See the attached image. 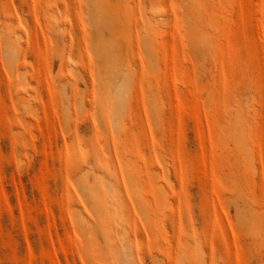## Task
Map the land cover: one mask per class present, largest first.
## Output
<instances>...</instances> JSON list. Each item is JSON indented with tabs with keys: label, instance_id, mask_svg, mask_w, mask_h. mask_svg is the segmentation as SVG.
Returning <instances> with one entry per match:
<instances>
[{
	"label": "rangeland",
	"instance_id": "obj_1",
	"mask_svg": "<svg viewBox=\"0 0 264 264\" xmlns=\"http://www.w3.org/2000/svg\"><path fill=\"white\" fill-rule=\"evenodd\" d=\"M0 264H264V0H0Z\"/></svg>",
	"mask_w": 264,
	"mask_h": 264
},
{
	"label": "bare ground",
	"instance_id": "obj_2",
	"mask_svg": "<svg viewBox=\"0 0 264 264\" xmlns=\"http://www.w3.org/2000/svg\"><path fill=\"white\" fill-rule=\"evenodd\" d=\"M118 76V75H117ZM120 76V75H119ZM120 78V77H119ZM116 79H117V77H116ZM120 81V80H119Z\"/></svg>",
	"mask_w": 264,
	"mask_h": 264
}]
</instances>
